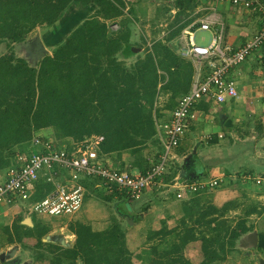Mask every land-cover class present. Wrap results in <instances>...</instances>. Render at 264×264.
I'll return each mask as SVG.
<instances>
[{
	"label": "trees",
	"instance_id": "trees-1",
	"mask_svg": "<svg viewBox=\"0 0 264 264\" xmlns=\"http://www.w3.org/2000/svg\"><path fill=\"white\" fill-rule=\"evenodd\" d=\"M90 1L102 2L0 0V38L7 39L10 48L0 54V169L15 163L17 153H30L34 147L29 146L32 136L40 134L37 131L43 127H53L52 134L57 143L48 135L40 134L44 139H51L54 145L68 150L92 135L102 136L97 143V152L104 158L119 159L124 151L140 153L142 146L153 142L157 151L152 161L157 160L162 147L156 135V120L161 115L160 108L154 104L158 93L171 91L172 104L169 102L168 105L173 108L178 97L189 90L193 76L192 63H186L161 40H154L144 54L137 56L131 64H125L116 54L129 45V30L111 35L106 23L93 17L102 11L103 17L110 16L109 6L102 5L103 1L94 15L75 25L51 53L36 61V65L14 54V43L24 40L36 24L52 25L72 2L86 4ZM177 2L185 8L190 6L191 0ZM114 8L118 14L120 10ZM188 21L184 19L171 26L168 38L176 35ZM139 155L131 158L127 168L144 171L151 165ZM175 172L164 175V179L171 178ZM95 182L88 178L84 180L86 186ZM50 187L51 182L40 176L29 200L41 198ZM110 194L104 198L110 199ZM124 199L134 200L125 193ZM244 221L241 219L233 226H226L224 234H213V237L206 234L197 237L192 228L184 229L179 241H172L162 248L158 258H145L151 264H193L183 255V247L189 239L200 238L203 259L198 264H208L223 258L234 247L238 235L249 229L244 226ZM18 228H22V233ZM14 229L18 240L22 235L35 234L37 245L46 244L51 252L49 264H134L126 245L125 231L116 220L99 230L81 221L71 224V230L76 234L72 246L42 241L45 228L36 222L29 226L15 221ZM212 230L216 231L217 227Z\"/></svg>",
	"mask_w": 264,
	"mask_h": 264
},
{
	"label": "rangeland",
	"instance_id": "rangeland-1",
	"mask_svg": "<svg viewBox=\"0 0 264 264\" xmlns=\"http://www.w3.org/2000/svg\"><path fill=\"white\" fill-rule=\"evenodd\" d=\"M102 2V5L105 7L108 4L107 7L109 6V8L107 11L110 16L103 17L104 12L102 11L93 17H97L99 20L106 23L108 33L114 35L120 30H129V45H126L125 49H121L116 54L127 65L131 64L137 56L144 54L146 48L150 47L154 40H161L162 43L172 49L173 52L178 54L186 63H192L184 49L182 50L181 48L184 40L182 29L193 21L195 22L201 15L209 13L210 10H216L212 0H191L190 6L185 8H181L177 4V0H102ZM102 2L100 1L98 4L100 5ZM223 3L228 4L227 1ZM114 6L120 10L118 14H115ZM96 10L98 11V9ZM216 11L218 12V10ZM94 14L95 13L92 12V14L89 13L86 16L90 17ZM220 16L222 17V13ZM83 19L85 18L80 19L79 22ZM184 19H188V23L184 25L176 35L168 38L172 30L171 26L181 23ZM222 19L226 27V21L224 18ZM71 20H73L72 17L69 15L66 16L65 14L60 21L58 19L52 25H46L44 23L36 24L26 33V38L24 40H31L39 35L47 49L44 55L46 53H51L53 48L58 43L62 42L74 26L77 25ZM111 22L117 24V29L114 31H109L108 24ZM192 30V37L196 44L207 45L210 43L214 33L213 26L206 29L194 25ZM225 31L226 29H224V37ZM7 42V39L0 38V54L9 51L10 48L7 46ZM16 43H14V54L24 57L31 64L32 62L27 56V52L23 48H15ZM36 61L31 65H36ZM161 82H159L157 86H159ZM171 96L172 93L169 90H161L158 93L157 100L154 104L160 108L159 112L161 115L159 117L164 113H169L172 109L169 108L170 105H168L169 102L172 104ZM159 117H157V119ZM53 130V127H43L37 132L48 135L49 138L57 143L52 134ZM69 140L71 141L72 139ZM29 146L32 147V145ZM177 147L178 146H175L174 148L176 149ZM156 151V144L150 142L142 146L140 153L137 152L134 154L129 151H124L121 155H125V157H128V160L131 161L134 155L140 154L139 157L143 156L148 162H154L152 160ZM171 158L172 157L168 158L167 165L171 162ZM140 163L143 165L145 164L143 160H140ZM164 175L166 177V174H163V177ZM257 180H259L258 182H262L264 186V182L259 176L256 177L255 181ZM168 187V185L163 184L150 187L143 191L138 198L127 201L124 199V193L118 189L110 188L100 183L86 186L81 207L77 212L70 215L38 214L30 211L25 202H19L17 205H9L12 209L0 211V264H8L6 262L12 264H49L51 252L48 250V246L46 244L37 245V237L35 234L22 235L21 240H18L14 229L15 221H21L29 226H32L33 223L36 222L38 226L44 227L45 232L41 236V240L44 242H53L62 246H72L76 239V234L71 230V224L81 221L90 225L92 229L99 230L107 228L113 220H116L121 223L125 231V241L127 247L130 249L132 262L134 264H141L147 261L148 263L146 264H151L145 256L158 258L160 255L158 252H160L162 248L168 246L172 241H179V235L182 231L192 228L197 237H200L201 234L213 237V234H224L226 226H233V224H236L241 218L235 215L237 213L233 214L231 211L227 210L226 206H230L229 200L220 206H216L213 203L211 193L206 194L211 192V189H213L212 187L200 192H192L191 196L182 207L184 212L181 213V216H178L174 221L166 223L164 220L161 224H157L155 219L156 216H160V213L157 204L154 202L157 198L153 196L155 194H157V196H162L160 191L158 192L159 189H166L168 190L165 191L167 192L166 194H169L170 189H167ZM109 193H111V198H104V195ZM184 197H186V193L176 198ZM14 206L15 208H13ZM5 208H7V206H5ZM127 208H130V210ZM217 222L218 225H216ZM213 227H217V230H212ZM172 229H174V231L170 233ZM18 230L22 233V228H18ZM11 248H14V252L8 255ZM232 249H229L226 253H231ZM39 254L43 255L40 257ZM13 258L15 262L12 260ZM79 260L78 258L77 261ZM221 263L222 261L220 260L209 262V264Z\"/></svg>",
	"mask_w": 264,
	"mask_h": 264
},
{
	"label": "crops",
	"instance_id": "crops-1",
	"mask_svg": "<svg viewBox=\"0 0 264 264\" xmlns=\"http://www.w3.org/2000/svg\"><path fill=\"white\" fill-rule=\"evenodd\" d=\"M216 7L226 21L225 42L233 46L260 27L259 11L230 3H217ZM97 8L94 1L86 4L73 2L59 21L66 14L72 17L74 24H78L80 19L95 13ZM228 74L235 80L241 97L216 102L211 96H203L195 102L191 108L192 116L178 147L172 150L171 162L165 170L166 176L173 170H176L175 175L165 180L170 181L177 175L186 178L221 176V182L206 194L211 193L216 206L229 200L227 210L237 213L235 215L241 217L239 220L244 219L243 224L249 229L238 235L231 253L215 260L222 261L221 264H264V186L259 180L255 181L264 173V85L261 83L264 47L252 51L241 63L230 68ZM168 116L169 113H164L157 122ZM105 158L113 165L138 171L136 167L127 168L130 162L125 155L119 159ZM7 167L0 169V181L5 179ZM168 186L172 192L166 194L168 190L159 189L162 196H153L157 198L154 202L160 213L155 219L157 224L164 220L168 223L181 216L184 201L191 196V193H186V197L176 198L174 185ZM9 209H12L9 205L0 206V211ZM251 233L253 237H249ZM183 255L193 264L201 262L200 239H189L183 247Z\"/></svg>",
	"mask_w": 264,
	"mask_h": 264
},
{
	"label": "built area",
	"instance_id": "built-area-1",
	"mask_svg": "<svg viewBox=\"0 0 264 264\" xmlns=\"http://www.w3.org/2000/svg\"><path fill=\"white\" fill-rule=\"evenodd\" d=\"M217 3L227 1L231 5L248 8L261 13L260 27L233 46L225 42L224 21L216 10L198 17L195 22L182 29L186 55L194 67L190 88L180 95L169 116L156 122V135L162 146L156 161L144 171H130L113 165L99 156L97 143L102 138L92 135L68 150L56 146L51 139L36 133L30 153H17L15 163L7 167L6 177L0 181V206L25 202L27 208L38 214L70 215L79 210L84 199L86 178L96 180L95 185L104 184L118 189L128 197L138 198L143 191L153 186L174 185L176 197L218 185L221 176L186 178L179 175L166 181L163 174L172 150L178 145L192 116L191 108L203 96H211L216 102L227 98H240L235 80L229 76L230 68L241 63L252 51L264 47V1L263 0H212ZM214 27L212 39L207 45L196 44L192 37V27ZM109 29L116 30L117 24L110 23ZM264 85V75L261 76ZM43 176L51 182V187L37 200H29L34 192L35 181ZM264 182V173L259 176Z\"/></svg>",
	"mask_w": 264,
	"mask_h": 264
},
{
	"label": "water",
	"instance_id": "water-1",
	"mask_svg": "<svg viewBox=\"0 0 264 264\" xmlns=\"http://www.w3.org/2000/svg\"><path fill=\"white\" fill-rule=\"evenodd\" d=\"M15 48H23L27 52V56L31 60V64H34L36 60L41 58L45 51L47 50L46 47L44 46L43 42L41 41V38L39 35L35 36V38L31 40H21L20 42H17L15 44ZM183 171V170H182ZM180 171V175H181ZM254 234L251 233L249 237H253ZM14 248H11V250L8 252V255H11L14 250Z\"/></svg>",
	"mask_w": 264,
	"mask_h": 264
}]
</instances>
